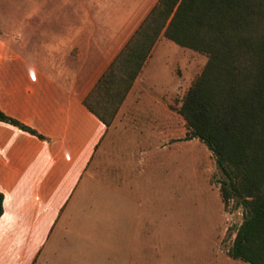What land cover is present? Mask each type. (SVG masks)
<instances>
[{"label":"rangeland","instance_id":"rangeland-1","mask_svg":"<svg viewBox=\"0 0 264 264\" xmlns=\"http://www.w3.org/2000/svg\"><path fill=\"white\" fill-rule=\"evenodd\" d=\"M93 1L104 37L120 39L157 0H86L87 21ZM71 3L0 0V108L43 134L0 122L29 142L1 188L14 211L0 220V264H248L228 254L243 210L224 203L216 158L179 113L207 55L161 36L106 127L53 76L82 23ZM90 37L73 53L84 91L120 50Z\"/></svg>","mask_w":264,"mask_h":264},{"label":"trees","instance_id":"trees-1","mask_svg":"<svg viewBox=\"0 0 264 264\" xmlns=\"http://www.w3.org/2000/svg\"><path fill=\"white\" fill-rule=\"evenodd\" d=\"M161 36L208 57L179 113L215 156L224 203L243 210L229 256L264 264V0H158L83 100L107 127ZM0 121L43 137L1 109Z\"/></svg>","mask_w":264,"mask_h":264},{"label":"crops","instance_id":"crops-1","mask_svg":"<svg viewBox=\"0 0 264 264\" xmlns=\"http://www.w3.org/2000/svg\"><path fill=\"white\" fill-rule=\"evenodd\" d=\"M70 1L72 3H71V6H69V7L71 9L74 7L77 10L76 14L81 18L82 23H81L80 27L78 28V32L75 34L74 39H72L73 41L70 42L68 45V49H67V52L65 54L66 56L64 57V60H62L61 68L53 70V76L56 79V82H58L60 84L61 88L69 87L71 89L76 90L77 92H79L81 94L84 93V95L82 96V99H81V103L85 107V105L83 104V100L86 97V95L92 89V87L97 82V80L100 78L102 73L107 69L109 64L113 61V59L117 56V54L121 51V49L129 41L131 36L135 33V31L141 25V23L143 22L145 17L148 15V13L152 9V7L157 3L158 0L154 3V5L151 7V9L148 11V13L145 15V17L143 18L141 23L138 25V27L135 28L134 30L132 29L131 32L129 31L130 33H128V35H126L125 37H123L121 35V38L118 39L117 35L111 36L108 34L115 41L113 43L111 42L110 37H104V35H103V32H105L107 30L105 22H104V26H101L100 22L102 21V19L96 17V12H100V7H101L100 5L96 8L94 6L95 5L94 1L90 4V9L88 12L89 20L87 21L86 0H77V2H76V0H70ZM87 32L91 35V37L88 39V44L90 45V47H93V48L94 47L111 48V47H114L115 44H118L120 46V50L116 51L115 55L107 61V64H106L104 70L96 78L94 83L91 85L90 89L88 91H86V90L84 91L83 90L84 88L82 86L84 85L85 77L79 78V72L74 73V72H76L75 68L77 67V65L79 63V60H78L79 55L76 57L73 55V53L75 52V50L78 51L77 48H80L81 46L85 47L87 45V42H86ZM90 42H92V43H90ZM69 69H70V71H69ZM72 69H74L75 71L73 72ZM81 81L83 82V84ZM33 92H35V89H33ZM56 94H57L56 92L51 93V97L55 96ZM0 122H2V121H0ZM3 123H6V122H3ZM10 125H12V124H10ZM15 127H17V126H15ZM22 131H24V130H22ZM10 133L14 136L7 138L5 135H3V132L2 133L0 132V191L4 194V213L1 216L0 220L5 219L6 222H13L12 219L7 218V217H9L11 215V213H12V211H14V209H10L11 207L7 208L8 206H6V205L9 204L12 201V199H11V196H9V194L4 193L1 188L5 189L4 183H5V179L7 177V173H6L7 170L10 173L12 172V174L19 171V168H20L19 160H22L24 158L23 153L27 149V148H23V146H25L29 143L20 134H18V133L16 134L14 132H10ZM41 135H43V134H41ZM98 146H99V144H97L95 148L97 149ZM76 186L77 185H75V187ZM74 190H75V188H74ZM73 191H72V193H73ZM70 198H71V196L67 197L66 201L63 203V206H61V208H60L61 211L59 212L57 220L54 222L51 230L47 232V237L45 236L46 240L47 239L49 240L51 238L53 230H54L58 220L61 218L62 213L64 212V210L67 208V206L69 204ZM12 226H14V227L12 228V230L10 232L11 238L18 240L19 238H21L20 236L17 235V232H19V231L17 230V227L15 224ZM4 228H6V227H4V225H3L2 226V232H4ZM2 232H1V234H2ZM17 255H20V254H17ZM36 256H37V254L35 255V257ZM35 257L33 258V260L35 259ZM33 260L31 261V264H33Z\"/></svg>","mask_w":264,"mask_h":264}]
</instances>
